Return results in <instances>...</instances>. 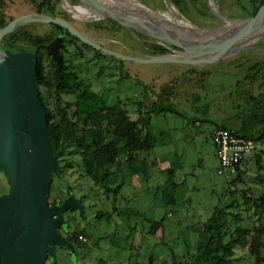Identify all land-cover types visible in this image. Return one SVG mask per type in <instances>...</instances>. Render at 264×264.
<instances>
[{"label": "rangeland", "instance_id": "rangeland-1", "mask_svg": "<svg viewBox=\"0 0 264 264\" xmlns=\"http://www.w3.org/2000/svg\"><path fill=\"white\" fill-rule=\"evenodd\" d=\"M136 1L158 15L169 16L178 22L202 30L218 29L230 32L248 18L246 17L247 12L240 7V4L246 5L245 0H181L179 4H174L171 0ZM80 5L81 0H57L55 17L63 18L79 31L95 39L101 46L119 54L130 57L147 56L144 54L148 52V45L151 44L159 45L166 51L164 54L151 55L152 57L173 56L177 52L182 53L190 48L188 44L175 41L151 27L152 30L166 37L165 41L173 42L179 48L136 31L147 37L144 41L135 32H129L130 28L112 19H99L89 15L77 16ZM6 6V14L10 19L33 13L32 7L25 0H6ZM26 26L30 34L37 36H45L52 31V28L45 24L34 23ZM123 28L128 29V32H125ZM63 36L65 35L60 37L63 38ZM247 48L250 49L242 50L236 55L227 53L232 57L202 67L175 64L141 65L122 62L121 72H117L118 63L111 64L109 70L106 68L108 62H97L96 66L94 63L86 65L85 60L77 58L78 60L74 63L75 70L80 72L81 77L87 79L90 89L102 98L104 103L99 105H123L129 112V117L136 120L138 118L136 103L143 99V96L154 101L155 95L161 93L162 88L169 87L171 89L169 99L179 113L178 115L173 113L156 115L151 119L148 132L155 137L156 144L150 152L152 156L149 160L152 161L153 154L160 160L149 170L150 177L146 182L136 186L129 184L130 181L126 180L121 188L119 197L125 198V202L119 198L118 202H114L113 205L125 213V225L116 219L113 213H110L108 223L102 221L99 225L94 224L93 217L99 211L108 209L111 212L113 208L109 202L111 199H106L102 195L93 199L91 195L94 193L90 190L91 188L96 190V188L83 177L80 158L72 151L62 156L61 165L65 166L69 163L72 167L65 169L64 173L55 177L52 197L64 198L65 193L58 189L69 188L72 196L78 201H83L84 208L87 206L84 219L80 218L77 212L70 210L65 215L66 221L70 223V233L84 229L85 223H89V227L94 225L91 229L94 237L89 240L78 233V239L89 249L79 253L85 256L84 264L143 263L151 255L154 258L158 257L160 259L158 263H162L165 257L170 259L171 253L175 257L184 256L187 252L192 254V248L198 239L192 230L211 216L220 199L224 200L225 188L240 192L248 187L257 186L254 179L257 163L253 155L250 157L248 155L246 164L240 167L242 180L237 184L227 185L229 180H224L217 174L219 163L211 132L213 126L218 123L217 116L220 117L219 113L223 112L225 107L213 109L217 116L212 113L207 117L201 112L194 113L191 110L187 112L185 106L186 102H191L192 94H203L201 91L203 84L209 85L213 82L215 92L209 90L213 94L211 97L219 99V96H222V99L227 101L228 107H231L232 100L230 99L232 98H228L227 93L235 96L237 93L234 87L235 82L245 78L244 73L253 72L256 63H264V55L256 52L257 49H264V39ZM71 52L74 56V52L72 50ZM85 53L88 56L87 60H90L92 54ZM216 55L207 54L194 59L201 62ZM116 66L118 70L114 69ZM223 85L225 87L221 89ZM257 92L259 90L254 93ZM207 98L208 95L201 99L199 103L201 107L208 103ZM216 104L218 105L217 102ZM261 156L263 157L261 164L264 167V151ZM165 160L168 162L167 169L161 171L160 163ZM170 172L173 182L177 184L173 194L176 201L174 204L165 205L162 200V186ZM259 174L263 175L264 171H259ZM235 177L236 174L232 179ZM8 192L6 178L0 171V197ZM243 193L248 197L251 196L247 191ZM236 198L239 199L240 196ZM237 212L243 213L241 209ZM157 222H162L163 230L157 228L153 236L152 226ZM163 247H166V250ZM246 257V249H235L233 258L236 264H251ZM54 260L55 264H71L72 259L66 248L57 247Z\"/></svg>", "mask_w": 264, "mask_h": 264}, {"label": "trees", "instance_id": "trees-1", "mask_svg": "<svg viewBox=\"0 0 264 264\" xmlns=\"http://www.w3.org/2000/svg\"><path fill=\"white\" fill-rule=\"evenodd\" d=\"M25 1L35 13L51 17L56 15L57 0ZM128 1L138 2L136 0ZM171 1L174 4L181 2V0ZM245 2L246 5L239 4L241 9L247 12L246 17L248 18L253 17L259 7L264 4V0H245ZM6 9V0H0V28L12 20L7 16ZM76 14L77 16L89 15L99 19L105 18L90 10L83 0H81L79 11ZM132 23L150 27L139 22ZM48 26L52 28V31L45 36L32 35L26 30L28 26H22L13 30L1 41V45L9 44L22 52L36 55L39 100L46 114L50 148L57 158L58 164L56 171L52 174L47 201L50 206L61 202L60 197H52L54 179L64 173L65 169L72 167L69 163L65 166L61 165L62 156L72 151L80 158L79 163L83 177L96 188V190L92 188L90 190L94 193L91 195L93 199L102 195L106 199L110 198L109 202L113 205L114 202H118L120 190L126 180H129L131 185L137 186L139 183L141 185L150 177L149 170L155 163H158L156 159L149 160V154L155 147V137L148 132V127L152 117L156 115L179 114L169 99L171 89L169 87L162 88L161 93L155 95L154 101L143 96V99L136 103V112L138 113L136 120L129 117V112L123 105H99L104 103L102 98L90 89L87 79L81 77L80 72L75 70L74 63L78 60L77 58L85 60L86 65L94 63L96 66L97 62H108L106 68L109 70L111 64L118 63L119 70L117 66L114 69L121 72L122 62L82 44L60 27ZM123 30L128 32L126 28ZM130 31L135 32L146 41L147 37L141 33L129 29ZM151 31L166 40V37L152 29ZM61 35L65 36H63L59 51V55L62 57L59 66L47 53L46 46ZM148 48V52L143 53L144 55H160L166 52L163 47L156 44L148 45ZM71 50L74 52V56L71 54ZM85 52L92 54L90 60H87L88 56ZM256 67L253 76L249 77L255 88L241 90L242 106L236 105V109H241L242 113H236L229 119L232 121L240 118L239 128H234L225 122L220 126L216 125L215 129H227L237 136L252 139L258 147V141L264 139V63L258 64ZM201 88L203 87L201 86ZM253 90H259V92L252 93ZM230 95L232 96V94ZM201 99V95L192 94L191 107L198 105ZM248 100L252 102L251 106H249ZM261 159V155H256L257 170L254 179L257 186L248 187L240 192L230 191L226 187L224 200H219V204L205 222L193 228L192 231L198 239L192 248V254L187 252L184 256L175 257L171 253L170 259L165 257L162 263H158V257L154 258L151 255L147 261L135 264H236L233 258L235 249H246V258L251 264H264V174H259V171H264V167L261 164ZM244 163L246 164L244 161L238 166L236 177L229 180L227 185H235L242 180L240 167ZM170 175H172L171 172L162 186V200L165 205L174 204L176 201L173 194L177 184L173 182ZM58 190L64 193L61 188ZM244 191H247L251 196L245 195ZM238 195L239 199L236 198ZM124 199L120 198V200ZM238 209H241L243 213H238ZM110 213H113V216L125 225V213L115 205L111 212L108 209L99 211L95 220L93 219L94 224L99 225L102 221L108 223L111 217ZM85 225L84 229L70 233L67 239L75 249L73 253L66 249L72 259L71 264H84L85 256L79 255V253L85 249L89 250L87 245L78 239V233L88 240L94 237L91 230L94 225H91L92 227H89V223H85ZM157 228L163 230L162 222L154 223L152 226L151 234L153 236ZM54 261V256L47 259L49 264H55Z\"/></svg>", "mask_w": 264, "mask_h": 264}, {"label": "water", "instance_id": "water-1", "mask_svg": "<svg viewBox=\"0 0 264 264\" xmlns=\"http://www.w3.org/2000/svg\"><path fill=\"white\" fill-rule=\"evenodd\" d=\"M263 20L264 4L253 17L243 20L244 25L235 31L234 43L253 33ZM34 23L60 27L82 44L121 62L202 67L232 57L225 53L201 62L174 61L167 56L130 57L101 46L63 18L35 12L14 18L1 27L0 168L9 192L0 197V264H47L57 247L73 253L74 245L59 233L67 226L64 213L77 211L80 218H85L81 201L75 200L67 189L64 190L67 197L61 204L50 206L47 201L58 164L50 148L46 114L39 100L36 55L9 44L1 45L2 39L13 30ZM61 43L62 38L56 37L46 47L59 66ZM245 49L250 48L238 49L234 55ZM231 50L227 48V52Z\"/></svg>", "mask_w": 264, "mask_h": 264}, {"label": "bare ground", "instance_id": "bare-ground-1", "mask_svg": "<svg viewBox=\"0 0 264 264\" xmlns=\"http://www.w3.org/2000/svg\"><path fill=\"white\" fill-rule=\"evenodd\" d=\"M87 7L93 12L105 17V19L115 20L122 26L131 27L139 30L143 34L158 39L169 45L175 46L173 42H167L160 36H157L150 27L159 33H163L175 41H180L189 45V49L182 53L167 56L174 61L181 59L186 61H195L203 55L236 53L238 49L247 48L255 42L264 38V20L258 25L253 33L234 43L235 31L244 25L242 22L238 27L229 31H220L218 29L202 30L178 22L169 16H161L153 10L148 9L139 2L128 0H83ZM128 2L131 4H126ZM226 21V20H225ZM132 22H139L150 26H138ZM154 27H153V26ZM175 29L176 31H174ZM177 47V46H175ZM179 48V47H177ZM227 48H232L227 52ZM191 59V60H189Z\"/></svg>", "mask_w": 264, "mask_h": 264}, {"label": "crops", "instance_id": "crops-1", "mask_svg": "<svg viewBox=\"0 0 264 264\" xmlns=\"http://www.w3.org/2000/svg\"><path fill=\"white\" fill-rule=\"evenodd\" d=\"M256 52H258L259 54H263L264 55V49H260V50H256ZM243 64H246V63H243ZM243 64H241V65H243ZM256 66H258V64L256 63L255 64ZM255 65H254V67H255ZM257 67H255L254 68V70H253V72L252 71H249V72H247V73H244L245 74V78H243L242 80H240V81H236L235 82V84H234V87H235V89L236 90H238L237 91V93L235 94V96H231L229 93H227V95H228V98H232V99H230V100H232V105H231V107H228V103H227V101H225L224 99H222V96H219V99L218 98H215V97H211V96H213V94L209 91V90H211L212 92H215L214 90H215V87H213V82L211 83V84H209V85H206V84H203L202 85V89H201V91H202V98H205L206 97V95H208V103H205L204 104V106L203 107H201L199 104L198 105H193V107H191V104L189 103V102H186L187 104H186V111L188 112L189 110H191V111H193L194 113H196V112H201V113H203V115H206L207 117L210 115V114H216V116H217V113H216V111H213V109H218V108H221L222 106H224L225 107V109L223 110V112H220L219 113V115H220V117L219 116H217L218 118H219V120H218V123H216L214 126H213V129H212V132H213V130H215V126L217 125V126H220L221 124H224L225 122L228 124V125H232V127H234V128H239V126H240V121H241V119L239 118V119H235V120H229L230 119V117L232 116V115H234V114H236V113H242V110L240 109H236V105H239V106H242V97H241V95H240V92H241V90L242 89H248V88H255V85H253L252 86V82H251V80L249 79V77H251V76H253V73L255 72V69H256ZM252 72V73H251ZM233 75H235V74H233ZM209 78V77H208ZM207 78V79H208ZM209 81V80H208ZM207 81V82H208ZM210 82V81H209ZM212 85V87H211V89H210V86ZM205 87H206V89H205ZM225 86L223 85V86H221V89H223ZM255 92V90H253V92L252 93H254ZM204 94H205V96H204ZM216 102L218 103V105L216 104ZM248 103L250 104L249 106H251V104H252V102L250 101V100H248ZM215 105L217 106V107H215ZM228 107V108H227ZM249 109V108H248ZM196 122H197V120H196ZM212 132H211V134H212ZM156 144V143H155ZM258 144H259V146L256 148V150L253 152V153H251L250 155H249V157L251 156V155H253V158L256 160V155H258V156H260L261 155V153L264 151V139H262L261 141H258ZM154 156H153V159H156V161L157 162H159V158L158 157H156V155L155 154H153ZM151 156H152V154H150L149 155V159L151 158ZM248 157V158H249ZM262 157V156H261ZM263 158V157H262ZM158 159V160H157ZM246 159H247V157H246ZM246 159H245V162H246ZM262 160V159H261ZM167 165H168V162H167V160H165L164 162H162V163H160V168H161V171H164V170H166L167 169ZM150 176V175H149Z\"/></svg>", "mask_w": 264, "mask_h": 264}, {"label": "built area", "instance_id": "built-area-1", "mask_svg": "<svg viewBox=\"0 0 264 264\" xmlns=\"http://www.w3.org/2000/svg\"><path fill=\"white\" fill-rule=\"evenodd\" d=\"M212 142L219 163L217 174L225 180H230L257 145L252 139L237 136L227 129L218 128L212 132Z\"/></svg>", "mask_w": 264, "mask_h": 264}, {"label": "flooded vegetation", "instance_id": "flooded-vegetation-1", "mask_svg": "<svg viewBox=\"0 0 264 264\" xmlns=\"http://www.w3.org/2000/svg\"><path fill=\"white\" fill-rule=\"evenodd\" d=\"M57 37H60V36H57ZM60 38H62V37H60ZM62 40H63V38H62ZM61 45H62V43H61ZM47 47V46H46ZM1 172H2V174H3V170L1 169ZM5 177V176H4ZM9 188V187H8ZM70 191V190H69ZM71 192V191H70ZM72 193V192H71ZM67 196L65 195L64 196V198H61V202L59 203V204H61L62 202H63V200L66 198ZM76 200V199H75ZM78 201V200H77ZM81 204H82V201H81ZM83 205V204H82ZM84 207V206H83ZM68 212V211H67ZM67 212H65L64 213V219H65V221L67 220L66 218H65V215H66V213ZM77 211H74V213H76ZM77 214H78V212H77ZM84 214H85V208H84ZM96 216L94 215V217L93 218H95ZM94 221V220H93ZM66 223H67V226H66V229L65 230H62V229H60L59 230V233H60V235L62 236V237H64L66 240L68 239V237H69V234H70V230H69V225H70V223H68L67 221H66Z\"/></svg>", "mask_w": 264, "mask_h": 264}]
</instances>
